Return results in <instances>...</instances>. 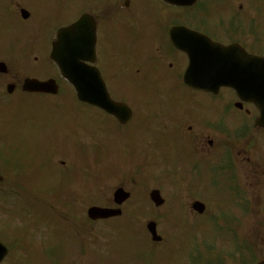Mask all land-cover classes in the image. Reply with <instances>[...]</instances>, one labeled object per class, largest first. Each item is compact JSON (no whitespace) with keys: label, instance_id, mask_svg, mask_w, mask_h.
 Masks as SVG:
<instances>
[{"label":"rangeland","instance_id":"1","mask_svg":"<svg viewBox=\"0 0 264 264\" xmlns=\"http://www.w3.org/2000/svg\"><path fill=\"white\" fill-rule=\"evenodd\" d=\"M43 25L44 23H40L39 29L43 28ZM51 26L52 24H46L45 30L41 33L37 31L34 37H26L23 31L18 32L14 28L9 29L7 26L5 32L2 30L3 37H0V49L5 50L9 55L12 54V57L19 60V63H21V66L26 72H36L37 75H42L41 70L45 67L35 65L29 61L28 53L31 48L39 51L42 47L44 51L46 50L50 38V35L46 36V30L47 28H51ZM105 36H107V34H105ZM145 50H147L145 47L134 49L135 52ZM105 53L107 54L108 52ZM11 63L14 66H20L14 60H12ZM119 67L120 65H105L106 71H110L114 76L118 75L116 71H118ZM35 68H37V71ZM121 75L125 74L119 72V76ZM130 76L135 80L140 77V74L138 76L136 73H132ZM173 77L175 80L170 78L167 74L164 76L162 72H160V75L151 73V79L145 80L146 85L155 83L154 86L158 87L159 92L165 90L166 94L164 95L152 97L147 89L139 90V87H137L139 97L132 96L129 97L127 101L132 110L135 109L139 115L121 130H118L117 126L107 118H103L99 121L94 119L93 117H97L100 114L87 106L78 104L77 101L72 99L70 95H66V93L61 97L55 98L38 95H22L19 93L13 98L15 104L11 105L12 99L5 98L6 95L4 88L1 90V84L3 82L0 80V125L4 120L11 117V115H14L21 120L18 124H8L7 130L0 133V169L7 173H13L16 183L19 184L17 188L18 192L16 191L15 183L11 180H7L6 184L2 183L0 187V210H3L0 212V222L6 221L4 222L5 226L2 224L0 227V237L4 241L12 242V244H14L13 239L18 242H26L24 247H28L27 258L29 259L21 261L18 251H15L16 248L13 247V257L10 264H50L51 261H55L52 259H42V261H39L40 256L47 250L46 247L37 246L39 243L43 246H48L47 242H51L49 245L54 244L64 246L62 249L67 253L73 251V245H77V239L70 237L66 232L62 234L60 240L54 242L59 237L58 231L63 230L68 224L59 218H54L51 210L54 208L51 205V200L58 199L59 197L62 199H80L78 198V194L73 193V188L70 186L71 181L64 179L67 175L66 172L62 171L57 165L59 164V161H65L64 168H66L69 164L68 158H56L61 154H70L73 161H75L73 167L78 169L79 176H85L84 169H79V160L76 161L75 159L73 147L78 148L75 141L82 143L85 145L84 147L87 151L92 152V156L89 152L88 156L95 160L99 159L100 162L104 163L107 167L108 172L113 171L115 174V176H113L115 178L112 177L114 181H105L102 185H95L97 182L95 178L91 180L89 182V194L75 206V208H78L79 210H87L88 206L91 205L104 206L110 198L112 190L119 184V181L128 180L125 179L129 177L128 174H133L132 171H137L143 166L140 161L127 164L130 160L124 159L125 153L136 155V149L139 148L148 150L151 146L163 150L162 153L161 151H153L152 154H155V156L148 161V169L140 171L141 174L139 176V181L150 174L154 176L155 180L146 183L148 186L141 184L140 187V184H137L141 190H144L145 187H147L146 192H148L150 188L158 187L161 190L163 197L166 200H169L168 196H165V193L167 194V191H169L166 186V171L171 178L181 182V185L179 186L180 189H183L186 186L183 181L188 179V173L184 170V167L186 164L190 165L192 160L188 159L187 162L185 161V142L182 141L180 134L175 128L172 129L168 127L167 112L173 119L174 117L183 116V113L178 110V107L174 108L172 111V107L177 104V100L173 99L171 95L177 97L183 95V89L179 85L174 74ZM122 81H116V83L121 84L119 89L125 97V89L129 88V82ZM139 82L140 80L132 81L130 83H132L133 86H138L140 85ZM174 89L175 91L179 90L180 93L171 94ZM146 104H149L148 108L146 107ZM5 106H7V109ZM8 112H10L11 115ZM89 121L92 124L102 122L106 125L108 131H105L100 124L97 127L92 126ZM74 132L76 133V136L74 135ZM90 136L98 137L99 139H102V142L99 141L98 143L91 145L90 143L97 142L98 138H96L94 142H91ZM78 149L81 154H84L81 148ZM174 152L181 155L182 167H180L177 162L173 161ZM262 155L264 156V152ZM139 163H141V165H138ZM258 163L260 164L259 161ZM167 165H169V167L165 168ZM94 166L92 163L93 174L100 176L103 168L99 163H94ZM117 171L119 173L116 175ZM8 177L9 176H6V178ZM207 177L208 174L203 172L201 175L203 184L206 182ZM196 180H194V188L198 191H194L193 193L199 195L202 194L203 199L207 200L210 196H208L203 185L201 188L198 187V184H202L199 182L198 177H196ZM102 181L103 177L98 183ZM174 182L176 183V181ZM11 183H13L12 188L8 189L7 187L10 186ZM123 183L125 186H131V184H128L127 182L123 181ZM75 185L78 192L80 188L77 184ZM211 191L213 192L211 196L220 194L215 197L217 204L224 207L229 202V194L225 192V187L221 186L215 191L214 186H211ZM135 194L138 195V192H135ZM181 195L182 193L177 190L174 193V197H180ZM88 196H91L90 199ZM259 200H261L264 209V194ZM255 201L256 198L253 200V203ZM134 204L135 200H133V202L131 201L128 207H131ZM169 206L170 205L167 207ZM143 207H145V205ZM231 208L232 210H221L220 212L226 220L215 219L218 216L215 215L218 210H208L209 213L205 214L204 217L208 218L216 216L215 218H211V223H214V225L217 224L216 221H221L223 224L227 223L226 226L218 224L217 227L208 224L207 222L204 223L205 225H202L207 231L215 230L220 232L219 235L216 233L211 235V242H217V244L220 245H223L222 243L230 245L233 242L242 243L244 238H247L251 243V252L255 256L254 262L263 260L264 216L255 212L254 215L252 214L251 219H249V216H245L243 212L236 208ZM144 212L147 214L153 213L154 211L144 210ZM232 214H236L239 217L236 218L238 224L241 223L246 226L250 222V228L243 229L244 233L239 230L232 232L235 229ZM79 215L80 213L78 214L75 211L69 216V220L78 219ZM84 215L86 216L85 213ZM21 216L22 219H19ZM180 216L187 223L189 221L188 224L194 225L198 228L193 230L191 236L188 237V232L185 236L188 238L193 237L191 239L194 240L208 237L209 234H205V231L199 226V220H190L188 214ZM147 217H150V215ZM169 219H172V215L161 217L160 223L162 227L161 231H158V234L161 235L164 240L163 242L169 244L165 248H163L164 245H156L152 247L153 244L149 243L147 236L143 233V229H140L141 231L136 234H132V230H128L126 234L113 235L112 233L114 231L108 227V224H90L92 226L93 241H98L100 244H103L105 241H111L110 244L112 245V251L118 253L115 257L103 258L102 262L107 264H189L187 260H184L187 258H185L184 255L181 256V250H187L190 246L189 244H186L185 240L182 241L181 239V236H184V231L180 227L182 222L175 219L176 222L179 223V227H171L167 229V225L171 226L172 223H175ZM133 220L135 223L137 217H134ZM54 226L58 229L57 232H53ZM48 228L49 235L44 242L40 240L39 234L36 230L46 233ZM25 231L29 232L23 234ZM224 231L226 232L221 234V232ZM101 233L105 234V237H101ZM228 235L231 239H229ZM97 236H100V238ZM173 243H181V245ZM91 250L96 251L93 247ZM154 251L156 254L153 255ZM52 255H58V252L53 249ZM77 255L78 250L76 247L74 257H71L68 261L75 259L81 263H91L88 257L84 260H80L77 258ZM96 257V255L93 256L92 260ZM147 259L150 261H147ZM63 260L61 256L58 259L60 262ZM200 261L202 264H214L208 258H201ZM67 264L77 263L71 261L67 262Z\"/></svg>","mask_w":264,"mask_h":264},{"label":"flooded vegetation","instance_id":"2","mask_svg":"<svg viewBox=\"0 0 264 264\" xmlns=\"http://www.w3.org/2000/svg\"><path fill=\"white\" fill-rule=\"evenodd\" d=\"M160 3V13L154 15L153 23L160 25L161 28L156 31V36L165 38L167 42L165 45L171 51L168 30H164L165 22L169 25L168 29L180 24L224 46L236 45L248 54L264 56V0H197L192 6L181 8ZM149 10L150 6L140 4V0H137L133 7L130 3L127 9L123 8V3H119V0H0V37L3 36V31H6L7 26L15 29L24 27L26 33H33L40 28V23H63L55 29L56 34L62 26L75 22L82 14H87L96 23V65L104 72L101 62H107V58L99 54V48L103 50L107 40L100 39L101 36L103 34L119 35L120 28L130 26L136 14ZM162 38L161 41H163ZM112 46L113 48L118 47L113 45V42ZM157 51L163 52L162 48ZM177 55L185 67L186 55L179 52ZM170 60L171 57L168 56L138 52L125 54L122 62L110 59L107 64H121L125 70L135 68L138 71L148 62L160 64L167 61V66L172 68L173 63ZM199 102V100L190 99L182 106L189 109H201ZM179 106L181 105H174L172 108ZM244 116L251 123V111L245 110ZM184 119L180 123L176 121V124L179 125L186 138L192 150V156L201 154V158L204 159L212 157L215 150L220 148L218 135L221 125H216L211 121L201 124L197 119L186 118V116ZM246 120L239 124L230 121L229 125L232 126L233 132L243 133L247 128L243 132H239L238 129ZM244 138L245 136L241 135L239 140L237 139L228 146L234 151L235 159L237 158V163L241 166V176L250 178L249 175L252 176L253 173L252 177L257 180L259 178L256 173L260 165L257 161L251 160L249 153L251 149H256V146H253L256 138L249 136V146L246 150L240 146ZM248 186L251 188V184ZM59 212L60 210L56 211L57 214ZM85 239L81 244L86 249L92 245V241L87 240V234H85ZM1 242L6 247V252L0 264H10L13 255L12 244L3 240Z\"/></svg>","mask_w":264,"mask_h":264},{"label":"water","instance_id":"3","mask_svg":"<svg viewBox=\"0 0 264 264\" xmlns=\"http://www.w3.org/2000/svg\"><path fill=\"white\" fill-rule=\"evenodd\" d=\"M80 57L79 55H77ZM60 67L62 68V71L64 75L73 83L75 86L77 93H78V98L84 102L95 104L101 107H109V109H114L115 106H113L104 91L103 86L101 85L100 81H98L96 84H90V79L92 78H97V75L86 68H83L82 66H77V67H70L66 61L61 60L58 58L57 59ZM29 89L32 90H41L44 89V85L39 84L37 82L31 81L28 84ZM1 179V178H0ZM120 191L116 193L118 195ZM153 197H156L157 194L153 193ZM158 204V202H156ZM116 212L110 211L107 209H102L98 207H92L88 210V216L91 219H98V218H108L110 216L115 215ZM152 226H149L150 231L152 232L153 238H154V231L152 230ZM158 238V237H157ZM154 238V239H157ZM1 248V245H0ZM259 264H264L259 263Z\"/></svg>","mask_w":264,"mask_h":264},{"label":"bare ground","instance_id":"4","mask_svg":"<svg viewBox=\"0 0 264 264\" xmlns=\"http://www.w3.org/2000/svg\"><path fill=\"white\" fill-rule=\"evenodd\" d=\"M224 71V69H222ZM222 73V71H220Z\"/></svg>","mask_w":264,"mask_h":264}]
</instances>
